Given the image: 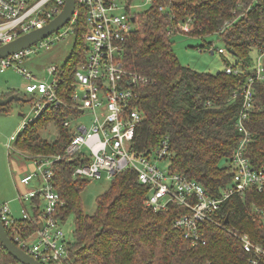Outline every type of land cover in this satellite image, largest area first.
Wrapping results in <instances>:
<instances>
[{
    "label": "trees",
    "instance_id": "obj_1",
    "mask_svg": "<svg viewBox=\"0 0 264 264\" xmlns=\"http://www.w3.org/2000/svg\"><path fill=\"white\" fill-rule=\"evenodd\" d=\"M151 2L148 9L133 12L134 26L123 41L126 66L147 79L137 87L142 119L132 150L150 154L168 136L170 170L185 173L218 194L232 180L233 169L227 161L245 134L237 126L242 97L234 99L232 94L241 88L255 65L252 52L264 51V0ZM177 22L188 24L190 29ZM76 25L74 49L64 64L58 65L64 77L58 92L66 103H70L74 72L85 58L81 37L86 28L84 17ZM175 30L203 38L214 35L226 51L236 56L235 66L243 71L211 73L183 64L170 38ZM207 45L217 49L212 40ZM254 90L255 106L245 120L250 131L246 155L252 166L260 169L264 167V81L257 82ZM75 115L76 110L68 105L49 106L19 130L15 145L32 153H64L71 130L62 121ZM54 126L50 140L45 133ZM79 162V158H65L55 163L53 180L64 201L57 215L63 223L73 215L74 230L68 256L48 264H264V254L247 252L240 238L231 232L248 234L264 248V218L256 211V207H264V184L232 195L222 205L223 226L202 224L206 242L192 245L174 225L187 208L171 203L157 211L146 205L150 187L139 181L132 167L113 176L110 186L98 196L94 213L85 212L81 193L89 178L73 174ZM31 201L40 202V198ZM39 213L36 207L34 214ZM16 227L9 228L10 236L14 230L29 235L38 225L24 219ZM254 258L256 263L252 262ZM18 262L0 247V264Z\"/></svg>",
    "mask_w": 264,
    "mask_h": 264
},
{
    "label": "built area",
    "instance_id": "obj_2",
    "mask_svg": "<svg viewBox=\"0 0 264 264\" xmlns=\"http://www.w3.org/2000/svg\"><path fill=\"white\" fill-rule=\"evenodd\" d=\"M65 2L66 0H0V46L43 27L62 11ZM119 8L116 0H76L71 18L62 27L32 45L0 58V71L9 66L16 68L26 80L24 89L36 101L32 107L35 116L25 120L23 127L41 116L49 106L63 104L76 110L73 119L62 121L71 130L64 153L34 155L31 157L33 168L20 177L23 186L18 192L23 204L21 216L15 215L8 200L0 202V217L7 230L17 229L18 222L24 219H31L32 223L38 225L29 235H22L14 230L11 237L20 247L46 264L67 257L69 252V239L62 228L63 222L57 215V210L64 203L53 180L58 160L79 158L80 162L73 174L89 179L102 178L104 173L107 178L112 179L122 169L134 168L139 181L150 187L146 205L157 211L166 209L171 203L187 208V212L175 219L174 225L183 231L184 237L192 245H197L200 241L206 242L201 232L202 224L212 222L223 226L222 205L232 195L243 193L252 185L262 187L264 184V167L254 168L246 155L250 131L245 125V120L255 106L254 86L257 82L264 81V51L259 54L241 88L232 94L234 99L242 97L237 126L245 134L227 161V165L233 169L231 182L222 187L218 194H213L197 179L190 178L185 173L171 171L169 163L165 167L158 164V161H169L168 136H164L150 154L132 150L135 131L142 119L137 87L147 79L125 64L123 41L134 26V14L129 5H125L126 11L120 12ZM81 17H84L86 26L81 34L85 44V58L74 72L70 103H66L58 92L64 79L58 65L47 66L46 70L50 75L47 80L37 77L23 63L33 53L34 45L49 48L70 33L74 38L77 37L76 24ZM182 27L190 29L188 24ZM217 50L220 53L226 52L223 46L217 47ZM242 71L241 66L232 64H227L225 69L226 73L234 74ZM89 115L90 121L87 123L84 117ZM13 138L15 135L11 136ZM33 198H40V202L32 203ZM26 199L30 200L29 205L25 203ZM36 207L40 210L37 215L34 214ZM256 211L264 218V207H256ZM231 232L240 238L247 252L264 254V248L248 234ZM252 262L256 263V258Z\"/></svg>",
    "mask_w": 264,
    "mask_h": 264
},
{
    "label": "rangeland",
    "instance_id": "obj_3",
    "mask_svg": "<svg viewBox=\"0 0 264 264\" xmlns=\"http://www.w3.org/2000/svg\"><path fill=\"white\" fill-rule=\"evenodd\" d=\"M116 1L120 6V12L126 11L125 5L129 4L131 13L148 9L152 4L150 0ZM170 38L179 60L196 70L217 73L225 71L227 64L235 65L237 61L236 56L229 51L220 53L216 49L214 52H211V49L207 45L209 41H214L216 48L223 46L222 41L216 39L214 35H208L203 38L200 35H192L182 30H175L170 35ZM38 46L34 45L33 53L26 57L23 65L28 67L37 77L49 80L50 75L46 70L47 66L52 64L63 65L74 49L75 38L70 33L64 39L56 41L49 48ZM252 56L257 59L259 54L253 51ZM25 83L24 76L13 66L0 71V93L14 90L25 98V100H13L9 104L1 106L2 111L0 112V202L8 200L15 215L18 217L21 216L23 205L18 197V188L20 190L23 189L20 183V177L23 173L20 170L24 168V165L29 163L28 159H31L36 154H41L29 152L20 145H15L16 137L19 130L23 127V122L28 120L29 117L35 116L32 107L36 101L31 99L33 95L24 89ZM84 120L89 123L90 115L84 117ZM47 126L50 127L51 125ZM55 129V126L47 129L45 136L50 140L53 139ZM12 135H15V138L11 139ZM168 163V160L158 161V164L163 167L168 165ZM222 164L225 165L226 161L224 160ZM111 182L112 179L107 178L105 173L102 178L88 180L81 193L82 206L85 212L89 214L94 213L97 207L98 196L110 186ZM17 183L20 185L19 187H16ZM29 201V199H26L25 203L29 205ZM62 228L66 232L68 239H71L74 230L73 215H70L62 223Z\"/></svg>",
    "mask_w": 264,
    "mask_h": 264
},
{
    "label": "water",
    "instance_id": "obj_4",
    "mask_svg": "<svg viewBox=\"0 0 264 264\" xmlns=\"http://www.w3.org/2000/svg\"><path fill=\"white\" fill-rule=\"evenodd\" d=\"M76 6V0H66L62 11L51 19L43 27L36 28L32 31L24 33L17 38L9 41L0 46V58L8 56L15 51L32 45L33 43L43 39L49 34L53 33L71 18ZM132 20H135V16H132ZM214 52V50H211ZM13 100H25L17 92H12L8 95H3L0 93V107L9 104ZM0 108V112H1ZM41 225V223H40ZM0 244L5 248L10 254H12L20 263L22 264H46L36 258L34 255L20 247L9 235L3 221L0 217Z\"/></svg>",
    "mask_w": 264,
    "mask_h": 264
},
{
    "label": "crops",
    "instance_id": "obj_5",
    "mask_svg": "<svg viewBox=\"0 0 264 264\" xmlns=\"http://www.w3.org/2000/svg\"><path fill=\"white\" fill-rule=\"evenodd\" d=\"M11 91V90H10ZM13 92H16V91H13ZM12 93V92H11ZM18 93V92H17ZM3 95H8L10 94V92L8 91L7 93H2ZM19 94V93H18ZM1 108V107H0ZM2 110V108H1ZM23 114V113H22ZM29 163H27L26 165H24V168L22 170H20V172H22L24 175L25 173H28L32 168H33V163H32V160L31 159H28ZM20 185L17 183V186L16 187H19ZM19 190V188H18Z\"/></svg>",
    "mask_w": 264,
    "mask_h": 264
}]
</instances>
